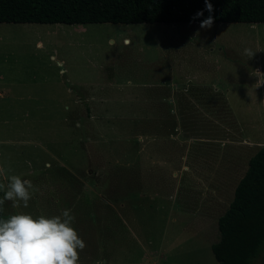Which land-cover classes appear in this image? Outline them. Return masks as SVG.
Instances as JSON below:
<instances>
[{
    "label": "rangeland",
    "instance_id": "374dc122",
    "mask_svg": "<svg viewBox=\"0 0 264 264\" xmlns=\"http://www.w3.org/2000/svg\"><path fill=\"white\" fill-rule=\"evenodd\" d=\"M200 24L0 22V198L33 184L0 218L70 210L79 264H218L264 146V22Z\"/></svg>",
    "mask_w": 264,
    "mask_h": 264
},
{
    "label": "trees",
    "instance_id": "16d2710c",
    "mask_svg": "<svg viewBox=\"0 0 264 264\" xmlns=\"http://www.w3.org/2000/svg\"><path fill=\"white\" fill-rule=\"evenodd\" d=\"M0 0V22H264V0ZM203 12L202 16L197 13ZM1 215V210H0ZM211 245L218 264H264V146L249 159Z\"/></svg>",
    "mask_w": 264,
    "mask_h": 264
},
{
    "label": "clouds",
    "instance_id": "9594fccd",
    "mask_svg": "<svg viewBox=\"0 0 264 264\" xmlns=\"http://www.w3.org/2000/svg\"><path fill=\"white\" fill-rule=\"evenodd\" d=\"M206 8L211 13L213 6L205 0ZM203 12L197 13L202 16ZM213 17L203 20L201 28L210 29ZM256 52L245 48L242 55L252 58ZM260 84V81H259ZM0 206L5 201H12L14 208L21 202L24 208L32 198L30 180L18 175L9 178ZM5 186L0 184V189ZM75 217L65 209L61 215L46 217L31 214H12L7 219L0 218V264H79V252L86 247L85 241L72 226Z\"/></svg>",
    "mask_w": 264,
    "mask_h": 264
},
{
    "label": "crops",
    "instance_id": "0c3cea01",
    "mask_svg": "<svg viewBox=\"0 0 264 264\" xmlns=\"http://www.w3.org/2000/svg\"><path fill=\"white\" fill-rule=\"evenodd\" d=\"M128 41V40H127Z\"/></svg>",
    "mask_w": 264,
    "mask_h": 264
}]
</instances>
